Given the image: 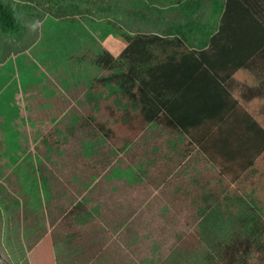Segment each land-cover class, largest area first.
Masks as SVG:
<instances>
[{
    "label": "rangeland",
    "instance_id": "rangeland-1",
    "mask_svg": "<svg viewBox=\"0 0 264 264\" xmlns=\"http://www.w3.org/2000/svg\"><path fill=\"white\" fill-rule=\"evenodd\" d=\"M3 1L19 30L0 22V264H234L226 249L255 231L222 208L190 215L125 158L142 118L109 78L125 40L157 29L156 0Z\"/></svg>",
    "mask_w": 264,
    "mask_h": 264
},
{
    "label": "crops",
    "instance_id": "crops-1",
    "mask_svg": "<svg viewBox=\"0 0 264 264\" xmlns=\"http://www.w3.org/2000/svg\"><path fill=\"white\" fill-rule=\"evenodd\" d=\"M151 10L157 29L130 38H152L153 60L120 62L125 73L109 78L123 88L131 71L139 77L119 108L142 118L126 125L125 158L139 181L153 179L190 215L222 208L230 224L255 231L242 245L258 246L247 255L264 264V0H156ZM142 81L155 102L170 103L183 129L170 125L166 110L145 120L154 101L138 92Z\"/></svg>",
    "mask_w": 264,
    "mask_h": 264
},
{
    "label": "trees",
    "instance_id": "trees-1",
    "mask_svg": "<svg viewBox=\"0 0 264 264\" xmlns=\"http://www.w3.org/2000/svg\"><path fill=\"white\" fill-rule=\"evenodd\" d=\"M70 13H79V9L77 7H71V8H67L65 9V15L66 14H70ZM0 22L2 24V28L5 31H18L19 30V19H18V12L17 9L6 4L3 0H0ZM152 39L150 37L147 36H143V35H138L135 38H129L125 40V43L122 46V50L120 53V58H121V62L124 63V61L128 60L130 62V64H140L141 62H143L144 60L146 61H152L153 60V56L151 54L148 53V47L151 43ZM155 40V39H154ZM98 62L105 68L107 69H111L112 67L115 66V60L114 57L111 53L106 52L105 54H103L102 56L99 57ZM132 74H130V76L126 77L128 78L127 80H125L124 84H123V88L125 91H127L130 96H134L133 92H131V89H129V86H132L134 83L137 82V79L139 80L138 74L136 72V70H134V72H130ZM137 75V76H136ZM133 76V77H132ZM124 77V75H123ZM116 80L120 81V79H122L119 76H115L114 77ZM143 85L138 87V92H141L145 98L148 100V97H150L149 95L151 94L153 96L152 101H154V99H158L157 97H155V94L151 93V90H154L152 86H150L148 83L142 81ZM143 86V87H142ZM140 96V94H139ZM143 96V97H144ZM137 97V95H136ZM147 102V101H145ZM148 103V102H147ZM150 103V102H149ZM153 106H149L147 104V108H145V111L143 112L144 116L146 117V121L147 122H152L153 120L157 119L159 114L164 112V110H166L169 113V123L172 126H177L179 128L183 129V124L182 122H180L178 119H176L173 115L171 110L168 109V106H170L169 104H163L162 101L159 100L158 102H151ZM250 249V246L245 247L242 244H238V245H234V246H230L226 249V256L228 261L233 262L234 264L237 262L236 260L238 259L239 262H241L242 260V256L243 254H247L248 251ZM240 252L243 253L240 255ZM237 255L236 259L235 256Z\"/></svg>",
    "mask_w": 264,
    "mask_h": 264
}]
</instances>
